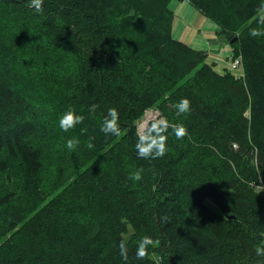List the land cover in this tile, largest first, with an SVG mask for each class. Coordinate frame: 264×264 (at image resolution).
Returning <instances> with one entry per match:
<instances>
[{
	"label": "trees",
	"instance_id": "trees-1",
	"mask_svg": "<svg viewBox=\"0 0 264 264\" xmlns=\"http://www.w3.org/2000/svg\"><path fill=\"white\" fill-rule=\"evenodd\" d=\"M170 1L44 0L37 14L0 0V264H125L121 239L127 264L264 260V36L249 34L264 0H186L236 37L241 78L173 36ZM69 108L85 119L64 132ZM111 108L117 135L100 128ZM151 109L189 135L170 128L165 156L142 159L135 130Z\"/></svg>",
	"mask_w": 264,
	"mask_h": 264
},
{
	"label": "clouds",
	"instance_id": "clouds-1",
	"mask_svg": "<svg viewBox=\"0 0 264 264\" xmlns=\"http://www.w3.org/2000/svg\"><path fill=\"white\" fill-rule=\"evenodd\" d=\"M44 0H29L28 7L33 9L35 13L42 14ZM257 23L260 26H264V2H262L257 9ZM249 34L251 37L258 38L264 36V28L251 27L249 28ZM99 105H92L91 110L95 111ZM176 114H187L191 111V101L189 98L184 97L174 105ZM85 117L77 115L75 110L69 108L66 110L58 120V126L64 132H68L70 129L75 128L78 124H82ZM118 112L115 108L108 110L107 115L104 117L100 128L105 135H117L119 134L118 125ZM171 128L172 134L177 140H182L189 135L187 127L182 124H170L165 118H160L149 122L147 125H138L135 130L137 136V142L135 144V150L138 156L142 159H158L163 158L167 153V140L169 129ZM190 138V137H189ZM80 141L77 138H69L66 141V147L69 150H75ZM88 149L95 147L92 139L86 143ZM143 169L130 173L128 179L133 182H138L142 179ZM162 222L167 220V217L161 218ZM154 245L153 238L149 235L143 236L137 243L136 247V259L142 260L148 256V247ZM120 256L122 260L127 264L128 262V248L127 242L121 239L119 244ZM255 253L258 257L264 258V246L255 247ZM257 264H264V260L258 261Z\"/></svg>",
	"mask_w": 264,
	"mask_h": 264
},
{
	"label": "crops",
	"instance_id": "crops-1",
	"mask_svg": "<svg viewBox=\"0 0 264 264\" xmlns=\"http://www.w3.org/2000/svg\"><path fill=\"white\" fill-rule=\"evenodd\" d=\"M170 8L175 13L173 36L195 49L206 50L207 62L218 73H234L231 62L236 55L231 43L219 36L218 24L189 1L171 0Z\"/></svg>",
	"mask_w": 264,
	"mask_h": 264
},
{
	"label": "built area",
	"instance_id": "built-area-1",
	"mask_svg": "<svg viewBox=\"0 0 264 264\" xmlns=\"http://www.w3.org/2000/svg\"><path fill=\"white\" fill-rule=\"evenodd\" d=\"M242 66V69L240 67ZM231 70L234 71V74L241 78L244 76V69L242 65V58L241 56H234L231 62ZM260 186H256V188H259Z\"/></svg>",
	"mask_w": 264,
	"mask_h": 264
},
{
	"label": "rangeland",
	"instance_id": "rangeland-1",
	"mask_svg": "<svg viewBox=\"0 0 264 264\" xmlns=\"http://www.w3.org/2000/svg\"><path fill=\"white\" fill-rule=\"evenodd\" d=\"M186 1V0H185ZM171 2V1H170ZM220 36V35H219ZM221 37V36H220ZM223 38V37H221ZM227 42L231 43V41H228L227 39H225ZM234 42V41H233ZM232 42V43H233ZM240 69H242V66L240 67ZM149 116V117H148ZM159 116V111L157 109H151V110H148L146 112V114L143 116V118L140 120L139 124L138 125H143V123L146 121L147 124L153 120V119H157ZM211 203V201H209Z\"/></svg>",
	"mask_w": 264,
	"mask_h": 264
},
{
	"label": "water",
	"instance_id": "water-1",
	"mask_svg": "<svg viewBox=\"0 0 264 264\" xmlns=\"http://www.w3.org/2000/svg\"><path fill=\"white\" fill-rule=\"evenodd\" d=\"M235 40H236V37L231 40V43ZM209 187H210V191H211L213 198L219 199L223 197L222 192L214 184H210ZM231 217L234 218L235 216L232 215Z\"/></svg>",
	"mask_w": 264,
	"mask_h": 264
},
{
	"label": "bare ground",
	"instance_id": "bare-ground-1",
	"mask_svg": "<svg viewBox=\"0 0 264 264\" xmlns=\"http://www.w3.org/2000/svg\"><path fill=\"white\" fill-rule=\"evenodd\" d=\"M149 117V116H148ZM143 125H147V122L145 121L144 123H143Z\"/></svg>",
	"mask_w": 264,
	"mask_h": 264
}]
</instances>
